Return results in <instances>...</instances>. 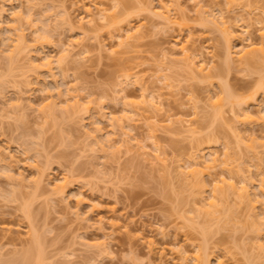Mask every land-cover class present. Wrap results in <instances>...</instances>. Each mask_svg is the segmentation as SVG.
<instances>
[{"label":"rangeland","instance_id":"rangeland-1","mask_svg":"<svg viewBox=\"0 0 264 264\" xmlns=\"http://www.w3.org/2000/svg\"><path fill=\"white\" fill-rule=\"evenodd\" d=\"M5 1H7L6 4H10L7 5V7L13 6L12 8L15 12H17L18 9L21 10V8H18L20 5L22 7L21 3L24 4L22 12L20 13V11H18L23 17L19 22V28L21 30L23 29L28 44H33L36 50L32 48L33 52L30 50L32 52V54L30 53L31 55L28 52L29 50L21 53L18 59L15 60L16 63L14 62V64H12L14 65L12 69L11 66H7L9 67L7 70L4 60L6 58L5 53L8 54L9 49L5 48L11 45V40L8 39L9 36L4 33V28H6L5 26L10 22L8 21L9 23H7V21H3L7 25H1L4 27V30L0 27V42H2L0 43V52H2L0 54V253H2V256L0 257H3L4 254V257L7 258L9 256L11 258L13 257L11 255L12 253L20 250V247H24L27 243L25 240H29V233H27V231L29 232L28 227L30 228L35 225V231L38 233L37 235H40L41 241L43 239L45 242L44 250L47 249V251L45 250L47 264H177V262L179 264L177 258L176 260H172L174 256L173 253H170L171 250L176 251L178 246L181 245L180 247H183V245H185L183 248L185 249V247H187L185 250H190L192 252V246L190 248L189 245L195 244L197 246L199 245L198 247L203 244L206 245L202 230L204 229L203 226H205L208 231L206 238V240L208 239L207 251L212 257L222 253L228 256L225 259L226 261H228V258L231 259V257H233L236 260V264H264V256L259 251L258 246H256L258 243L264 244V224L261 223L260 225L263 226L255 227L251 222L253 218H255V215H253L255 212L253 211H263L262 209L260 210L259 207L256 210L250 211L251 208H249L247 203H243L236 197V199L239 200L237 201L233 198L234 196L232 197V195H230L231 198L228 199V209L230 207V211L232 210V214L230 215H233V220L224 216L225 214L227 215V212L224 215L222 214V216H218L220 213H216L215 217H219L220 219H209L207 215H203L205 211L203 214L197 215L194 218L195 212L191 210V208H193L192 205H195L194 201L197 199V203H199V200H201L200 196H203V194H200L199 188H197L195 184H190L192 182L190 177L185 176V178H190V183L189 179H187L186 182L182 177L183 175L179 172L180 169H178L179 163L184 164L191 153H193L191 148L193 136H190V133L184 130L187 125L182 126L176 123L173 125L174 127L172 126L173 129L168 130V132H164V130L157 127L159 131L155 132L156 140L160 142L161 148L164 151L162 158L165 159L164 155H166L167 159L165 160H168V162H166V168L168 169L163 172L161 170L158 172V170L156 171V169H154L155 166L154 163L150 161V157H148L149 160H147L146 155L144 157L142 156V158L141 155H139L141 154V152H139L141 150L137 149L139 145L146 149H152L148 133V125H151L149 119L145 120L143 119L144 117L140 119L141 115H133L131 116L133 124L135 125L133 131L129 129L121 131L117 129L118 127H115V133L113 132V134L111 131L112 128L111 130L109 128L110 125L108 121L96 123V114H92L93 111L96 113L98 108L101 111L102 107H104L103 109L106 110L105 113L111 112L112 117H125L127 112H125L126 110L123 106L121 94L118 92L120 91L119 88L122 89L123 86L125 90L124 93H127L128 99L132 101H139L141 94L139 89L133 84L132 86L130 84H120L119 82L121 79L123 80L125 74H131L132 77L134 75V78H138L139 81L143 82L149 89L155 91L156 94L160 93L162 95L165 102V109L169 110L168 112L172 116L175 115L174 119H196L197 122H195L194 125L197 127L195 129L199 130L197 131L199 132L198 137H205L210 130L214 131L217 137V143L213 150H218V153H220V151L224 150L223 144H228L229 151L233 153L235 157L241 155L239 160L241 163L238 165V168L243 169L244 175L252 176V179L257 181V178L260 176H258L259 173L256 171H262L264 176V119L257 117V114L255 115L256 107H258V105H264V96L260 92L257 93L255 89L257 79L260 78L259 69L257 70L255 68L259 67H254L255 65L251 67L247 66L248 68L241 67V64L239 65L237 61H234L235 63H226L221 41L222 37L215 30L203 26L204 23L199 19V14H197L199 7L202 5L197 4L203 1L206 2V4L204 3L205 8L207 7L206 5H208L207 8L210 7L215 15L218 14L217 16L220 17L219 15L222 14L225 19L227 18L231 23L235 24V19L237 18L234 16H239V18L243 17L245 21H248V17L250 16L247 14L248 11L252 13L253 20L255 18L261 20L259 17L260 15L264 18V0H243V3L240 0L239 2L242 3L241 6L238 1L226 3L225 0H180L178 2L179 6H177L174 3H170L169 0H161L165 2L163 4H169L174 7L170 8H178L181 10L182 12L179 11L178 13H183L188 18L189 27H177L178 29L176 27H172V29L169 27L166 28L164 26L165 24L163 25L156 17L150 16L147 12L140 11L135 5L134 0H119L120 3H129V7L125 10V13L120 14L119 21L112 26L102 27L97 24L96 31L86 27V25L80 28V25L75 22L76 18L74 16H80L81 13L76 11H82L80 10L82 9L81 7L84 5L87 7L89 1H86L84 5L77 8L79 4L78 0H46L45 3L42 4L40 0H34L33 4H36V2L40 3L32 10V13H34L32 16V18H34L32 24H30V20L27 19L28 16L25 15L27 14L25 13L27 11L25 7L28 5L27 3L29 1L22 0L23 2L21 3L20 0ZM24 1L27 3L25 4ZM80 1L81 3L82 1L85 2V0ZM151 1L152 3L153 1H158L153 4V9L159 10V6L162 4L161 1ZM197 1L198 3L196 4ZM32 2L33 1L30 0L29 3L32 4ZM73 2L74 4H72ZM2 4L3 3L0 1V5ZM51 4L54 6L53 8H50L52 6H48ZM5 5L4 8L3 5L1 8L4 10L5 8L8 9L9 13L6 10L4 12L5 14H1L2 20L8 18L6 15L10 16L12 14ZM63 6L66 8L65 11L68 15H70L68 19H71V22L69 23L64 22L66 20L68 21V19L64 20L62 16L59 15L58 10L64 8ZM75 7L76 9H74ZM218 10H220L219 13H217ZM175 11L177 12L176 9ZM172 12L174 13V11ZM174 15H176V13L171 14V16ZM10 18L11 17L8 19ZM77 19H79V17ZM200 21H202V23ZM129 22L133 24L140 22L143 24V38L137 42L133 49L134 51L130 53H122L114 56L108 54L109 51L107 52L104 50V47L107 49L110 44L115 43L112 40L115 39L112 36V34H115L114 30H116L118 26L120 27V25H127ZM12 23L13 22H11V24ZM41 23L42 25L43 23L46 25L42 26ZM31 25H37L38 28L40 27L39 25H41V27L47 28L45 29V33L40 32L44 36L43 40L35 42L32 39L34 38V34H32L33 29H30ZM255 26L256 25H252L249 29L253 33V40L254 36L255 40L257 38L254 33ZM83 29L85 33L81 34L80 32ZM110 35L112 39L109 38ZM245 36L246 35H244V37ZM175 38H179L178 41L180 42L187 40L191 45L188 44V47L192 49H194L193 47L198 48L201 46L200 48L203 49L205 54L207 52L209 56L214 55V65L222 76V82L234 93L237 100L247 103L250 101V98L251 100L252 98L255 99V101H253L254 104H251L250 108H248L249 111L255 110V112H252L254 113V122L251 121L244 124L233 123L231 121L229 105L226 104L222 108L224 111V118L226 119L224 120L226 121V125L219 123L221 122L219 120L218 122L216 121L217 124L212 125L213 127L211 125V127L209 126V124H211L209 123V119L211 120L215 110V105L213 106L212 102L213 104L215 102L213 99L216 98L215 93L219 89V87H217L219 81L215 78L212 83H209L207 79L203 77H193L190 70L181 63H173L165 60L161 53L164 52V50L167 51L169 46H172L176 40ZM45 39H47L48 42L45 41ZM77 40L85 45L87 52L83 54L84 56H72L64 66V72L58 70L55 64L53 67L56 69L54 68L52 70L53 74L52 72L51 74L47 73L44 70L32 74V72L25 67L26 65L29 66L27 64L29 60L25 59L27 54L32 56V61H34L35 58L36 62L34 61V63L38 64L40 58L38 59L36 55L41 54V51H44L43 54L45 55L58 57V55L61 54L60 47L62 49V46L68 45V43L71 42L76 43L78 42ZM7 43L10 44L6 46ZM236 43V45H239L238 42ZM255 54L258 56V59L264 60V52L257 50ZM2 55L5 57L4 59H2ZM39 64H41V60ZM8 65L10 64L8 63ZM20 66H24L25 68L23 67V69ZM161 66H167V69L160 71ZM9 70H11V72L8 73ZM160 74H165L169 77L174 87L166 88L163 82L158 81L157 77ZM25 80L30 82L31 91L26 92V88L24 87ZM122 80L121 82H123ZM208 81H210V79ZM66 84H69L71 88L73 87L72 89L74 90H71V93H74L73 95L78 94L80 96V104H85L86 101L91 99V101L85 105L90 106L92 110L89 109L90 112L88 111L85 113L87 115L84 116L82 112H77L76 109L73 108L74 111L71 108V112L73 113L71 114L69 111V116H71L69 118L71 119L66 115H62L57 118L54 116L53 118L50 117L49 120H44L42 114H40L42 116L40 118L39 113L41 112L38 113V109H40L41 106L49 104L50 101L54 102V100H57L58 96L59 99L62 98L61 100L58 99L57 103H60L57 107L58 110L63 107V105L68 106L71 104L68 103L72 102V100L70 101L71 96L67 95ZM19 90H21V92H26L23 96L30 95L32 101L31 99L29 100L31 102L30 104L29 102L25 103L22 101L24 108H22V111H18V109L17 111L11 110L10 107H12L13 104L19 103L17 101L18 94H16ZM187 90H189V92L192 91L193 96H191L194 97V103L189 101L190 96H185L191 94H188L186 92ZM60 91H62V94ZM57 92L60 93V95H58ZM87 94L89 97H87ZM208 97H210V100ZM61 101H63L64 104H62ZM253 102L250 101V103ZM37 104L40 106L39 108ZM192 104L197 105L199 112L197 117L193 115ZM25 105L31 108L35 106L36 108L34 107V110L37 111L28 109L29 107L26 108L27 106ZM68 107H70V105ZM78 110L82 111L80 109ZM21 112L24 114V117H19L20 119H17L18 115L21 116ZM75 112L76 114L74 116ZM144 115L149 117L148 113H144ZM60 118H63V120L66 118V122L62 120V125H58L57 123ZM52 119L58 120L55 122ZM92 121L93 123H90ZM94 123H96L95 126L99 125V127H101L102 124H104V126L106 125L105 128H103L104 126L101 127V133L107 137L109 135L108 132L113 134H110L109 138H112L110 139L112 142L109 141V143H113V145L116 144L115 146H118L120 144L119 139H122V137H119V133L128 132L127 136L124 134L121 136H124V139H132L131 146L128 145L130 153L125 154V147L123 149L119 145V148H121L119 151L116 150L119 149L117 147L112 148L113 145L111 144L112 146L108 150H116L114 152L116 155L112 154V157L111 155L108 157L106 154L104 156L107 157H101L102 154L101 152L99 153L100 148L98 152L97 148L94 149L96 152L87 148L86 143H88V140L85 138L87 141H84V132L94 128L92 127ZM227 123L232 127L236 126L240 134L243 135V144L237 142V138L235 139L234 135L231 134V130L226 128L229 127ZM144 124H147V127ZM83 127H85L86 130L83 129ZM102 139L105 138L102 137ZM128 141L130 142V140ZM90 143L89 141L88 144ZM135 145L137 147H135ZM106 148L107 147H105V149ZM145 148L144 150L147 152ZM206 151H201L202 154L198 151V154L202 157L203 153H206ZM137 152L139 154H137ZM148 152L152 153V150ZM254 153H257V156ZM98 154L99 159L97 158ZM28 155L36 156V158H34L36 161H34V159L27 160L25 157ZM195 156L197 157L196 152ZM205 158L207 157H202V159L198 158V161L204 160ZM29 165L30 167L31 165H35L36 168L42 171V181L44 180V182L46 179L48 181V179L50 180L52 178L53 181L57 179L59 181L64 175H69L72 180V189L68 188L66 194H64L62 198L59 196V198L55 197L56 195L51 196L49 194L50 192L45 191L47 181L45 183L41 182L38 191L37 188L34 191L37 196L35 195L33 196L34 198H32L35 185L30 180L35 181V179L39 177L33 166V170L30 171ZM247 169L250 170V172L246 171ZM19 173H22L27 180L20 183L19 179L18 184L21 185L17 188L16 195H14V191L12 195V188H16L12 187V184L14 185L17 183L14 179L17 180L19 177L21 178ZM220 173V169L211 170L210 172L214 177ZM10 175L13 181L9 179ZM209 177L210 176H204V180L208 181L211 179ZM159 178H161V180ZM10 195H12V200ZM30 195L31 197L29 198L32 200V202L30 201L32 203V209L30 208V211L33 212L31 217L32 221H29L28 218H24L23 210L20 209L21 201L28 203L29 200L26 197ZM207 195L208 194L205 193L204 196ZM30 202L28 204L31 206ZM77 202L79 205H76ZM25 203L23 202L22 206ZM89 204L94 207H90ZM257 205L259 206V204ZM224 206L227 207V205ZM195 207L196 206H194V210ZM199 208H201V204H199ZM218 209L221 212L220 207ZM225 209L226 208L223 210L226 211ZM201 211H203L202 208ZM198 213H200V211H198ZM248 214L252 215L248 216ZM115 215H117L118 221L113 219ZM250 216L254 217L252 218ZM261 216H264L263 213ZM26 219H28L29 222H27ZM125 221L126 225L131 222L129 223L130 225H124L125 227L123 226V228H121V225ZM256 222L257 221H254V223ZM114 223H116L117 226ZM112 224L121 229H116L114 233H111L113 228L111 227ZM134 225L135 227L133 230H135L130 232L132 228L129 226L133 227ZM136 225H138L137 228ZM141 225L144 226V228H141L145 229L144 232H139L141 231ZM201 227L202 233L200 232ZM255 228L256 230L259 228L257 230L260 231L258 234L253 230ZM148 230H151L150 233ZM158 232H161V234L158 235ZM204 232H206V230H204ZM144 233L145 238L143 239H145V241L152 237L154 239L152 240L153 243H156L152 250L153 252H148L147 245L145 243L143 245V239L140 240V237H143ZM162 234H167V237H162ZM83 236L85 240H83ZM177 239L178 242H176ZM181 239H184L183 244ZM82 241L90 243L91 245L104 242L106 243L104 248L105 251L98 253L99 251L96 247L86 248V246L84 247L86 244L82 245ZM21 242H23L22 245ZM162 248H166L169 257L165 255L167 254L165 252V254L162 255L163 259L161 261V255L160 253L158 254L157 251ZM1 259L2 258H0V260ZM213 260L214 258H211L212 262H214Z\"/></svg>","mask_w":264,"mask_h":264},{"label":"bare ground","instance_id":"bare-ground-1","mask_svg":"<svg viewBox=\"0 0 264 264\" xmlns=\"http://www.w3.org/2000/svg\"><path fill=\"white\" fill-rule=\"evenodd\" d=\"M0 1H1V3H3L2 5L4 8V5L6 4L7 1H5V0H0ZM26 1L30 2V0H26ZM32 1H33L32 4L24 1L25 4L26 3L28 4L25 7V9L27 10L25 12L27 14H25V15L28 16L27 19L30 20V24H32V21L34 19V18H32L33 14H34V13H32V10L36 8L38 3H40V2H41V4L45 3L46 0H42V1L40 0V2H36V4H33L34 0H32ZM36 1H38V0H36ZM86 1H89V4L87 7L84 5L86 3ZM160 1H159V3H160ZM169 1H170V3H174L177 6H179L178 2L180 0H169ZM233 1L239 2L240 0H225L226 3H232ZM21 2H23V1L20 0V3ZM74 2H77V1H74ZM74 2L72 4H74ZM78 2H79V4L77 5V8L79 6L81 7L82 5H84V6L81 7L82 9L79 8L82 11H79L77 9L78 11H76V12H81V13H80V16H77V17L74 16L76 18L75 22H77L80 25V28H83L81 26L86 25V27L93 29V31L97 30V24L101 25L102 27H109V26H112L113 24L117 23L119 21L120 14H122V13L124 14L125 10L129 7L128 2L120 3L119 0H85V2L82 1L83 4L81 3L80 0H78ZM134 2L140 11L147 12L150 16L156 17L157 19H159L161 21V23L163 25L165 24L164 26L166 28L169 27L172 29V27H176V28L177 27L178 28L189 27V23H188L189 20L186 17V15L183 13H178L179 11H181L178 8H175L177 10V12H176L175 9H173L174 8L173 6H170L169 4L168 5L163 4V3H165L164 1H161L162 4H160L159 10L153 9V4L155 2H158V1H153V3H152L151 0H134ZM241 2L243 3V0H241ZM159 3H157V4H159ZM197 3H198V1L196 2V4ZM201 3L197 4V5H202L199 7V10L197 12V14H199L198 15L199 19H201L203 21V23H204L203 26H207L211 30L212 29L215 30L222 37L221 41H222V46L224 49L223 50L224 51V59H225L226 63L227 64L230 62L235 63L234 61H237V63L239 65L241 64L240 65L241 67H245V68H248L247 66L251 67L253 65H255L254 67L258 66L259 68H255V69H257V70L259 69L260 78L257 79L255 89L257 90V93L260 92L264 96V60H260V58L258 59V56H256V54H255V52L257 50L264 52V18L261 17L262 15L259 16L261 18V20H258L257 18H255L253 20V16L251 15L252 13L248 11L247 14L251 16V17L250 16L248 17V21H245L243 19V17L239 18V16H234L235 18H237V19H235L236 22L234 24V23H231V21L229 19H227V18L225 19L224 15H222V14L219 15L220 17L217 16L218 14L215 15L214 12H212V10L210 9V7L207 8L208 5H206L207 6L206 7L207 9H206L205 8L206 2L203 1ZM242 3L239 2V5L241 6ZM21 4H22V7H24V4L23 3H21ZM2 5H0V27H1V29H3L4 27H2V26L7 25L6 23H4L6 21H7V23L10 22L9 24L11 25L10 26L8 24L7 26H5L6 28H4L5 31L7 32L6 33L4 31V33L7 34L9 36V38L8 37L7 38L11 40V42L7 40L8 42L11 43V45H9L10 43L9 44L7 43L6 46L7 45H9V46L7 48H5V49H9V53L8 54L5 53L6 58L3 56L4 54L2 55L3 56L2 59L5 58L4 63L6 64L5 67L8 70L9 67H7V66H11V69H12V67L14 66L12 64H14L15 60L18 59V57L21 53L29 50L28 51L29 54L30 53L32 54V52H33L32 48H34V45L28 44L27 39L25 38V33H24L23 29L21 30L19 28L20 27L19 22H20L21 18H23L22 15L20 14L22 12V9H23L21 7V5L18 6V8H21V10L16 9L17 12L20 11V13L19 12L17 13L12 8L13 6L7 7V5H10V4H6L5 6L7 8H9V10L12 12V14L10 16L6 15V17H8V18L11 17V18L10 19L6 18L5 20L1 19V16H2L1 14H5L4 12L6 10L8 11V9L5 8V10H4L3 8H1ZM48 6H52L50 8L54 7L52 4L48 5ZM73 6H75V5H73ZM170 7H173V8H170ZM65 9L66 8L64 7V8H60V10H58L59 15L62 16V19H64V20L68 19L70 16L65 11ZM74 9H76V7ZM172 11H174V13H176V15L171 16V14H174ZM219 11L220 10H218L217 13H219ZM8 13H9V11H8ZM76 14L79 15L78 13H76ZM57 15H58V13H57ZM78 17H79V19H77ZM234 17H233V21H234ZM25 21H27V20H25ZM60 21H61V19H60ZM202 21H200V22L202 23ZM11 22H13V23L11 24ZM64 22L69 23V22H71V19H68V21L66 20ZM238 22H239V24H238ZM15 23H17V24H15ZM2 24H4V25H2ZM41 25H42V23H41ZM41 25H39L40 26L39 28L37 27V25L36 26L31 25V27H30V29H33L32 34H34L33 35L34 38H32V39L35 42H39V41L44 39L43 34H41L40 32L45 33V29H47V28L41 27ZM44 25H46V24L43 23L42 26H44ZM252 25H256L255 30H254V33L257 36L256 40H255V36H254V40H253V36H252L253 33L249 30ZM142 28H143V24L140 22H138L137 24H133V23L129 22L127 25L124 24L123 26H121V25H120V27L118 26V28L116 30H114L115 34L114 35L112 34L114 31L111 33L112 36L116 40L112 39L111 35L109 36V38L112 39L113 42H115V43L110 44L107 49H105L106 47H104L105 46L104 45L103 46L104 50H106L107 52L109 51L108 54H110L112 56L117 55V54H122V53H130L131 51H134L133 49L135 48L137 42L139 40H141V38H143V36H144V34H142ZM176 28H174V29H176ZM31 32H32V30H31ZM0 33H1V30H0ZM80 33L84 34L85 33L84 29ZM244 35H246V36L244 37ZM178 39L179 38H177L174 41L172 46H169V49L167 51L164 50V52L161 53L162 57L169 62L181 63L182 65H184V67H186L190 70L193 77H195V76L203 77V78L207 79V82H209V83H212L213 79H215V78H216V80L218 79V81H219V83H217L218 84L217 87H219V89L217 91H219V92L216 91V93H215L216 98L213 99L215 101L214 104L212 102V105L213 106L215 105V110H214V112L212 110L213 114H212V117L210 116L211 120L209 119V123H211V124H209V126L210 125L212 126L213 124H217V122L219 120L221 121L219 123H222L223 125L225 124L226 121H224V120H226V119L224 118V114H223L224 111L222 108L226 104L229 105V110H230V114H231V121L233 123L244 124V123L251 122V121L254 122L253 121L254 120V117H253L254 113H252V112L253 111L255 112V110H256L255 115L257 114V117H259L260 119H264V105L263 106L258 105V107L255 106L256 107L255 110L249 111L248 108H250L251 104H254L253 101H255V99L252 98V100H251V98H250V101L253 103H250V101L246 103V102L237 100L234 93L228 88V86L224 82H222V76H221L219 70L217 69V67L214 65V55L209 56V54H207V52L205 54V52H203V49L200 48L201 46H199L198 48L193 47L194 49H192V48L188 47L189 43L187 40L186 41L184 40L185 42L184 41L180 42V41H178ZM112 40H111V42H112ZM173 40H172V42H173ZM45 41H47V39H45ZM236 42H238L239 45H236L237 44ZM0 43H2V42H0ZM3 44H4V41H3ZM3 44H2V46H3ZM205 49H206V47H205ZM30 50H32V52ZM34 50H36V49L34 48ZM60 50H61V54L58 55V57L53 56L56 58H53L51 55H49V56L45 55V54H43L44 51H41L42 52L41 54L36 55V57L38 59L40 58L38 60L39 61L38 64L34 63L35 58H34V61H32L33 59H32V56H30L31 54L30 55L27 54L25 59L29 60V62L27 63L29 66L26 65L25 67L28 68L29 71L32 72V74L38 73L41 70H44L45 72L50 73V74L52 72V74H53L52 70L55 68V67H53L55 64V66H56V68H58V70H61L62 72H64L63 71L64 66L68 63V61L70 60V58L72 56L78 57V56H81L87 52V48L85 47V45L79 41L76 43H72V42L68 43V45L62 46V49L60 47ZM1 53L2 52H0V54ZM38 55H41V56L43 55V56L41 57ZM175 56H176V58H175ZM40 60H41V64H39ZM6 62H8L10 65H8V63H6ZM20 67L23 68L24 66H20ZM163 67H166V68H163ZM163 67L162 66H161V68L159 67L160 71H164L165 69H167V66H163ZM257 70H256V73H257ZM9 72H11V70H9L8 73ZM50 74H48V75H50ZM134 77H135L134 75L132 77L131 74H125L123 76V80L121 79L123 82H121V80H120L119 83L120 84L122 83L125 85L126 84L127 85L133 84L134 86H136V88L139 89L140 94H141L140 100L139 101H132L131 99L129 100L127 95H126L127 93H124L125 90L123 89V86H122V89L119 88L120 91H118V92H120V94H121V99L123 100V106L125 107V110H126V111L125 110L124 111L127 112V115H125V117L115 118V117H112L111 112L105 113L106 110L103 109L104 107H102L104 112L102 111V109L100 111L98 108L99 111L96 110V113H95V111H93V113H92V114H96V117H97L96 123H98V122L102 123V122L108 121L109 125H110L109 126L110 130L112 128V130H111L112 133L113 132L115 133V129L117 127H118L117 129L121 130V131H124L126 129L133 131L135 129L134 128L135 125L133 124V120L131 117L133 115L134 116L135 115H141L140 119L142 117H144L143 119H145V120L149 119V123L151 121V123H150L151 125H148V133H149V139H150L149 142H150V145L152 146V149H146L144 147L147 150V152H146L143 147H140V145H139V148L136 145H135V147H137V149L141 150V151H139V152H141V154H139L137 152V154L141 155V157L142 156L144 157L146 155L147 160H149L148 157H150V159H151L150 161H152L154 163V166H155L154 169H156V171L158 170V172L160 170L163 172L166 169H168V168H166V166H167L166 162H168V160L167 161L165 160V159H167L166 155H164L165 159L162 158L164 151L161 148L160 142L158 140H156V135H155L156 134L155 132L159 131L157 127L164 130V132L165 131L168 132V130L173 129V127H174L173 125L176 123L179 125L181 124L182 126L187 125V127L184 128V130H186V132L190 133L189 134L190 136L191 135L193 136L192 137V143H191V148L193 150V153H191L190 157L188 158V160L186 162H184V164L179 163L178 169H180L179 172L181 175H183L182 177L186 182H187V179H189V183H190V178H191L192 182L190 184H192V185L195 184L197 186V188H199L200 194H203V196L205 195V193L208 194L207 196H204V197L201 195L200 196L201 200H199L200 201L199 203H197L198 199L195 200L196 202L194 201L195 205L192 202V204L194 206L198 207V208L195 207V210H194V206L192 205L193 208H191V210L193 212H195L194 218L197 215L203 214L205 211V213L203 215L204 216L207 215L209 219H211V218L212 219H220L219 217H215V214L220 213L218 216H222V214L224 215L227 212V215L225 214L224 216H227L230 220H233V218H234V217H232L233 215H230V214H232V210L230 211V209H231L230 207L228 209V199L231 198L230 195H232V197L234 196L233 198L236 199V197H237L243 203H247L249 205V208H251L250 211L256 210V209H258V207L260 208V210L262 209L263 211H260V212L253 211V212H255V214H253V215H255V218H253L254 216H250V217L253 218V220L251 222L255 227L263 226V225H260L261 223L264 224L263 223L264 222V216L263 217L261 216L262 213L264 215V176L262 174V171H259V170L256 171L259 173L258 176H260V177H258L259 179L256 177L257 181L252 179L253 178L252 176L244 175L243 169L238 168L239 167L238 165L241 163V161H239L241 155H238L237 153H235L238 155L235 157L234 154L229 151L230 149L228 147V144H226V143L223 144L224 150L220 151V153H218V150H216V151H215V149L213 150L215 144L217 143V137L215 136L214 131L210 130V132L205 137H198L199 132H197V131H199V130L195 129L197 127H195V125H194V123L197 122L196 119H193V120H191V119L190 120H188V119L187 120H185V119H174L175 115L172 116L168 112L169 110L165 109V102H164V99L162 98V95L160 93L156 94L155 91L149 89L143 82L139 81L138 78L136 79ZM209 79H210V81H208ZM157 80L160 82H163L164 86H166V88H173L174 87L173 84L171 83L172 80L169 77H167L165 74L158 75ZM24 87L26 88V92L31 91L30 82L25 80ZM72 88L69 84H66L67 95H70L71 96L70 101L72 100V102H68V103L72 104V105L69 104L70 107H68L69 105L68 106L63 105V107H61L59 109L60 111L58 110L57 107L60 103H57V102L59 99L58 95H60V93L57 92L58 93V95H57L58 98L56 97L57 100H54V102L50 101L49 104H47L45 106H41V108L38 109V113L41 112V113H39V115L42 114V116H44V120L45 119L49 120L50 117L53 118L54 116L57 118L58 116H62V115H66L69 118V117H71V116H69V113L72 111L73 108L76 109L77 112H82L84 114V116L87 115L85 113H87L89 111V109H91V107L87 106L85 104L89 103L91 101V99L89 101H86L85 104H82V103L80 104V101H79L80 96L78 94L73 95L74 93L72 94L71 90H74V89H72ZM26 92L25 91L21 92V90L17 91V93H16V94H18L17 95V101L19 103H16L15 105L13 104L12 107H10V105H9L11 110L17 111V109H18V111H22V108H23V105H22L23 102L22 101H24L25 103L29 102V104L31 103L29 101L31 99L30 95L23 96ZM60 92L62 94V91H60ZM186 92L188 94L191 93L190 95H185V96H187V97L190 96L189 101H191V103H194V101H193L194 97H192L193 96L192 91L189 92V90H187ZM77 96H78V98H77ZM213 96H214V92H213ZM87 97H89L88 94H87ZM209 98L210 97H208V99ZM61 99H59V100H61ZM31 101H32V99H31ZM61 102H62V104H64L63 101H61ZM25 106H27L26 108L29 107L28 105H25ZM37 106H38V104H37ZM191 106L193 108L192 112H193L194 117L195 116L197 117L199 114L198 109H197V105L192 104ZM34 107L33 108L29 107L28 109L34 110L36 108V107L35 108ZM39 107L40 106H38V108ZM77 108L82 110V111H79ZM34 111H37V110H34ZM56 111L59 113H57ZM144 113H148L149 117L144 115ZM20 114H21V116L18 115L17 119L24 117L23 116L24 114H22V112ZM71 114H73V113L71 112ZM75 114H76V112L74 113V116H75ZM110 114H111V116H110ZM128 114H130V115H128ZM42 116L40 115V118ZM64 119L65 120H63V118H60L59 120L57 119L58 122H57V120H53V119L52 120L57 122L58 125L59 124L62 125L63 122H66V118H64ZM69 119H71V118H69ZM62 120H63V122H62ZM93 120H95V119H93ZM61 122H62V124H61ZM90 123H93V121ZM96 123H94V125H92V127H94V128H92L89 131L84 132V134H85V136H83L84 141L87 139L88 143H89V141L91 142L90 144L85 142L87 148H89L90 150H93L94 152H96V150H94V149L97 148V152H98L99 148H100L99 153L101 152V154H102V156L100 154L101 157H103L106 154L108 157H109V155H111V157H112V154L116 155V153H114L116 150L120 151V149L121 148L124 149V147L126 149L125 154L130 153L129 146H131V144H132L131 143L132 139H130V138L124 139L123 138L124 136H121L122 134L127 136L128 132H126V133L120 132L119 133V137H122V139L121 138L119 139V143H120L119 145L121 147V148H119V145L115 146L116 144L113 145V143H111L113 145L112 146L109 143V141H111L110 139H112V138H109L110 134H111L110 132H108L109 133L108 137L104 136V134L101 133L102 132L101 127L104 126V124H102V126L100 125L101 127H99V125L95 126ZM147 124H144V125L146 126ZM88 126H90V125H88ZM227 126H229V127H226V128H228V130H231L230 132H232L231 134L234 135L235 139L237 138L236 141L241 142V144H243L242 143L243 142V138H242L243 135L240 134V132L238 131L236 126L232 127L228 123H227ZM85 127H86V125H85ZM85 127H83V129H85ZM105 127H106V125L103 128H105ZM113 127H114V129H113ZM103 132H104V130H103ZM98 134H99V136H98ZM113 134H111V135H113ZM105 135H106V133H105ZM102 137H104L105 139H102ZM128 140H130V142ZM93 145H95L97 147H95ZM111 146H112V148L117 147L119 149L115 148L116 150H114V149L108 150V149H110ZM132 146H134V145H132ZM105 147H107V148L105 149ZM149 150H150V152L152 150V153H149L148 152ZM198 151L199 152L206 151V153H203L202 157H207V158H205L204 160L198 161V158L202 159V157L198 154L199 153ZM195 152L197 153V157L195 156ZM200 154H202V152ZM254 154L257 156V153H254ZM107 156H104V157H107ZM98 157H99V154L97 155V158ZM25 158H27V160L28 159L32 160V159L36 158V156L34 157V156L28 155ZM241 159H242V157H241ZM34 161H36V160L34 159ZM152 162H150V163H152ZM32 166L33 165H31V167H30V165H29L30 171L33 170ZM33 168L39 177L38 179H35V181L30 180L35 185V189H33L34 187L32 188L33 192H34L36 190V188L38 191V187L40 186L41 182H44V180L42 181V176H43L42 171L40 169L36 168L35 165L33 166ZM215 169H220L221 173L214 177V175H211L210 172H211V170H215ZM167 171H166V173H167ZM246 171L250 172V170H248V169ZM19 174L21 175V178L19 177L17 180L14 179V181L17 182L16 184H14L15 186L12 184V187H16V188H12L13 189V190H11L12 192L10 191L12 195H13V191H14V195H16V190L21 185V184H18L19 179H20V183L27 180V179H25V177L22 173H19ZM62 176H63V173H62ZM185 176L190 177V178H185ZM204 176H207V177L210 176L209 178H211V179H209L208 181L204 180ZM161 177H163V176H161ZM163 178H162V180H163ZM9 179L13 181V178L11 177V175L9 176ZM52 179H50V180L48 179V181L46 179L47 182L46 181L45 182H46L47 186L45 188V191L50 192L49 194L51 196L56 195L55 197L61 196V198H62L63 195L66 194L67 189L71 188V186H72L71 185L72 180L70 179V176L64 175L61 178V180H59V181H58V179L54 180V181ZM159 179L161 180V178H159ZM17 185H19V186H17ZM27 186H29V185H27ZM67 194H69V193H67ZM12 195H10L11 200H12ZM35 195H36L35 192L32 193V198H34L33 196H35ZM29 197H31V195L26 197V198H28L29 202L30 201L32 202L31 198H29ZM238 199H236V200L239 201ZM76 201H78V200H76ZM23 202L25 203V201H23ZM23 202L21 201V204H20L21 208L20 209L23 210V215L25 216L24 218H28L29 221H32L31 217H32L33 212L30 211L32 209L31 208L32 203L30 202L31 206L28 204L29 202L25 203L22 206ZM196 204H198V205H196ZM199 204H201V208L203 209V211H201V208H199ZM257 204H259V206ZM76 205H79L78 202L76 203ZM224 205H227V207H225ZM92 206L90 205V207H92ZM22 207H23V209H22ZM219 207L221 209V212L218 209ZM222 208L223 209L226 208L225 209L226 211H224ZM197 210L200 211V213H198ZM253 212H251V213H253ZM259 214H261V215H259ZM249 215H252V214H248V216ZM115 217H113V219H116L118 221L117 215H115ZM262 218H263V221H262ZM28 219H26L27 222H29ZM254 221L259 222V223L256 222L259 226L256 223H254ZM129 223H131V222H129ZM129 223H127V225H130ZM114 224L116 225V223H114ZM115 225L112 224L111 227H113V228H112L111 233H114V231L116 229L123 228L124 225L127 226L126 221L123 222V224L121 225V228L115 227ZM33 226L30 228L28 227L29 232L27 231V233H29V237H28L29 240H25V241H27L25 246L20 247V250L15 251L16 253L15 252L12 253L11 255L13 257H11V258L9 256L6 258V257H4V254H3V257H0V258H2L0 260V264H47V262H46L47 256H46V252H45V250L47 251V249L44 250V247H45L44 243L45 242L43 239L41 241V239H40L41 236L37 235L38 233L35 231L36 227H35V225H33ZM129 227L132 228V229H130V232L135 230V229L133 230L135 225L133 227L132 226H129ZM137 227H138V225H136V228ZM203 227H204V229H202V227L200 228V232L202 233V231H201V229H202L203 235H204L203 239H204L206 245L203 244L204 247H203V245L200 247H198L199 245L197 246L195 244L189 245L190 248L192 246V249H191L192 252L190 250H189L190 252L186 251L185 249H187V247H185V249L183 248L185 245H183V247H180L181 246L180 245V246H178V249H176V251L171 250L170 253H173V256L175 257V258L172 257V260H176V258H177V260L179 261V264H236V260L233 257H231V259L228 258L229 262L226 261L225 259H226V257H228L226 254L221 253V254H217L216 256L212 257V255L208 253V251H207V249H208L207 240L208 239L206 240L207 235H208L207 234L208 231L205 228V226H203ZM141 228H144V226L141 225L140 229ZM251 228H252V226H251ZM144 230L145 229H141V231H139V232H144ZM204 230H206V232H204ZM253 230L257 234L260 232V231H257L256 228ZM148 231L150 233L151 230H148ZM159 234H161V232H158V235ZM106 235H108V234H106ZM144 235H145V233L143 234V237H140V240L145 238ZM110 236H112V235H110ZM164 236L167 237V234H165V235L162 234V237H164ZM82 238H83V240H85L84 236ZM105 238H106V236H105ZM150 238H148V240L146 239L147 241H145V239L142 240L143 245H144V243L147 245V247H148L147 251L148 252L152 251L154 249V245H156V243L154 244L152 241L154 239L152 237H150ZM173 240H175V239H173ZM183 240L181 239L182 244L184 242ZM176 242H178V239ZM257 242H259V241H257ZM81 243H82V245L86 244V245H84V247L86 246V248L87 247L88 248L89 247H94V248L96 247L97 250L99 251L98 253H102L103 251H105L104 248H105L106 243H104V242H101V243H98L95 245H91L90 243H87L85 241L84 242L82 241ZM22 244H23V242H21V245ZM180 244H181V242H180ZM206 246H207V248H206ZM256 246H258L259 251L264 256V244L258 243V244H256ZM201 247H203V248H201ZM165 250H166V248H162L161 250H159L160 252L156 250L158 252V254L160 253V255H161L160 256L161 261L163 259L162 255L165 254V252L167 253V250L166 251ZM165 255L169 257V253H167ZM0 256H2V253H0ZM209 256L211 258H214V260H213L214 262L211 261V258ZM232 258H233V260H232ZM166 259L170 260L169 258H166ZM164 260H165V258H164ZM174 263H175V261H174ZM177 264H178V262H177ZM248 264H250V263H248Z\"/></svg>","mask_w":264,"mask_h":264}]
</instances>
